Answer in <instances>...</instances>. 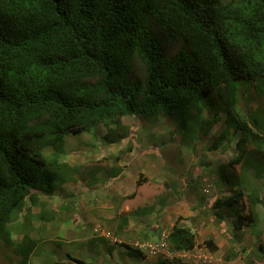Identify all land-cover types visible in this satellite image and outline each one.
Listing matches in <instances>:
<instances>
[{
  "label": "trees",
  "instance_id": "obj_1",
  "mask_svg": "<svg viewBox=\"0 0 264 264\" xmlns=\"http://www.w3.org/2000/svg\"><path fill=\"white\" fill-rule=\"evenodd\" d=\"M163 37L179 44L173 54ZM242 81L264 97V0H0V243L13 247L19 264H33L37 241L24 232L14 242L9 224L27 206H44L40 197L54 191L65 138L96 126L106 128L112 144L129 137L123 118L153 124L178 110L186 144L185 135L201 123V101L213 98L215 117H223L215 122L224 125L213 150L232 133L234 162L244 161L246 146L261 147L264 133L238 108ZM242 166L245 173L255 169L249 161ZM244 197L252 209L260 204L256 189L254 197L236 191L213 207L242 209ZM41 210L38 219L49 220ZM138 214L124 213L123 223ZM233 217L236 231L253 220ZM166 241L176 253L198 247L178 222ZM203 246L218 250L211 239ZM123 247L143 259L138 249Z\"/></svg>",
  "mask_w": 264,
  "mask_h": 264
},
{
  "label": "rangeland",
  "instance_id": "obj_2",
  "mask_svg": "<svg viewBox=\"0 0 264 264\" xmlns=\"http://www.w3.org/2000/svg\"><path fill=\"white\" fill-rule=\"evenodd\" d=\"M178 47L163 37L167 54ZM201 105V123L185 135L186 144L181 143L185 131L178 110L160 114L153 124L143 118H123L129 137L117 143H108L102 125L66 137L64 157L59 159L64 166L54 170V191L40 197L44 206H27L9 224L14 242L24 232L37 241L31 263L178 264V260L182 264H264V251L259 250L264 248V204L252 209L244 197L242 209V205L234 211L213 207L215 201L236 191L254 197L257 189L264 200V144L259 148L248 144V155L237 163L234 134L223 138L222 146L213 150V140L224 132L223 122L215 119L223 117H215L213 98L203 99ZM238 108L255 123V130L264 133V97L247 81L239 83ZM226 145L228 149L223 148ZM50 154L44 150L49 163L53 159ZM246 161L254 166L252 172L242 170ZM122 172L126 174L117 180L123 186L119 189L111 178ZM106 194H110L109 200L104 198ZM101 195L103 199H95ZM41 209L49 220L38 219ZM134 211L138 216L126 217L124 224V213ZM237 212L253 218L250 223L244 220L238 231L233 217ZM220 213L222 221L218 222ZM176 222L195 234L198 247L193 251L170 249L166 236ZM210 239L218 247L214 253L203 246ZM125 245L138 249L143 259L128 256ZM0 264H19L12 246L0 243Z\"/></svg>",
  "mask_w": 264,
  "mask_h": 264
},
{
  "label": "crops",
  "instance_id": "obj_3",
  "mask_svg": "<svg viewBox=\"0 0 264 264\" xmlns=\"http://www.w3.org/2000/svg\"><path fill=\"white\" fill-rule=\"evenodd\" d=\"M125 174L126 173H120V174H118V177H116V175H114L112 178H111V181L114 183V185L115 186H117V188H119V189H123V186H119L120 185V183H118V181H120V180H122V177H125ZM116 178V179H115ZM119 179V180H118ZM118 180V181H117ZM116 188V187H115ZM103 196L104 195H101V196H99V198H96L95 197V199L97 200V199H99V201L101 200V198L103 199ZM109 197H110V194H106L105 196H104V198L106 199V200H109ZM260 204L261 205H263L264 204V200L262 199V197H261V195H260ZM257 205H259V204H257ZM259 207V206H258ZM122 221H124V218H123V220ZM263 223H264V216H263V218H262V220H261ZM128 221H126V223H127Z\"/></svg>",
  "mask_w": 264,
  "mask_h": 264
},
{
  "label": "clouds",
  "instance_id": "obj_4",
  "mask_svg": "<svg viewBox=\"0 0 264 264\" xmlns=\"http://www.w3.org/2000/svg\"><path fill=\"white\" fill-rule=\"evenodd\" d=\"M167 237V236H166Z\"/></svg>",
  "mask_w": 264,
  "mask_h": 264
}]
</instances>
